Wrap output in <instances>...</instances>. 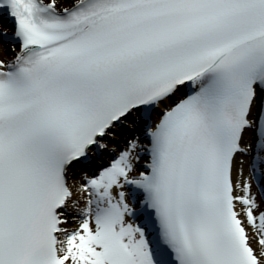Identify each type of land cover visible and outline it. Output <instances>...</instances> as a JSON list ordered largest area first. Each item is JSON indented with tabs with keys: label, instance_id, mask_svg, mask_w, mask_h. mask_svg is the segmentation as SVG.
<instances>
[{
	"label": "snow or ice",
	"instance_id": "snow-or-ice-1",
	"mask_svg": "<svg viewBox=\"0 0 264 264\" xmlns=\"http://www.w3.org/2000/svg\"><path fill=\"white\" fill-rule=\"evenodd\" d=\"M0 20V264H264V0Z\"/></svg>",
	"mask_w": 264,
	"mask_h": 264
}]
</instances>
